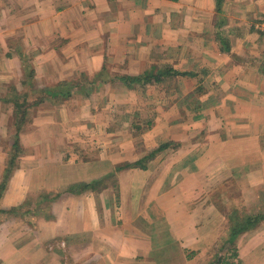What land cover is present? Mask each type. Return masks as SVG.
Returning a JSON list of instances; mask_svg holds the SVG:
<instances>
[{
	"label": "crops",
	"instance_id": "0c3cea01",
	"mask_svg": "<svg viewBox=\"0 0 264 264\" xmlns=\"http://www.w3.org/2000/svg\"><path fill=\"white\" fill-rule=\"evenodd\" d=\"M218 7L0 0V264H264V0ZM108 102L149 141L95 125Z\"/></svg>",
	"mask_w": 264,
	"mask_h": 264
},
{
	"label": "rangeland",
	"instance_id": "374dc122",
	"mask_svg": "<svg viewBox=\"0 0 264 264\" xmlns=\"http://www.w3.org/2000/svg\"><path fill=\"white\" fill-rule=\"evenodd\" d=\"M210 79H212V78H209V80ZM196 87L197 88H195L194 92H191L189 94V97H188L187 105H188L190 111L196 110V108L198 107V103L196 102V94H200L202 92V90H203L204 94H210L211 91L213 90L212 89L213 87L207 86L206 84L202 85V86L198 85ZM161 88L165 89V87H161ZM157 89H159V88H157ZM157 89L155 91H157ZM147 92L150 95L151 91L149 88H148ZM213 93H215V91ZM107 106H108V108H107L106 112L110 113L111 116L110 117H107V116L94 117L93 122L95 125L98 124V126L107 127L109 130L108 136L110 138L111 137H114V138L119 137L123 141L125 140V141L131 142V143L134 141L135 144H139L140 142L144 143V142L149 141L148 130L150 129V127L153 124L152 123L153 118L149 116L150 114L149 115L146 114V116H143V118H141L139 116L138 117H135V116L128 117L127 120L125 121L121 117L122 110L124 108L120 109L119 106L116 107L115 103H110V102H108L107 105L105 103V107H103V108H106ZM133 108H134V105L133 104L131 105V103H130V109H133ZM148 108L152 109L151 105L149 107V104L147 103L141 113L148 112L149 111ZM190 120L194 121V119H191V118H190ZM144 132H145V134H144ZM103 135H105V134L103 133ZM100 141H105V136H101L100 134H94V143H97ZM108 141L112 142V139L108 138ZM131 148H132V146L129 147L128 152L132 151ZM91 153H93L94 157H96L100 153V151L98 149H94L91 151ZM87 154H89V153H87ZM86 157L90 158L89 156H86ZM81 158H84V157L82 156ZM126 166H128V167H126ZM129 167H130V164H127V165H121L118 168H119V170H121L123 168H129ZM119 170H116V171L119 172ZM216 250H217V248H216ZM214 254H215V251H213V255Z\"/></svg>",
	"mask_w": 264,
	"mask_h": 264
},
{
	"label": "trees",
	"instance_id": "16d2710c",
	"mask_svg": "<svg viewBox=\"0 0 264 264\" xmlns=\"http://www.w3.org/2000/svg\"><path fill=\"white\" fill-rule=\"evenodd\" d=\"M221 4V0H218V8H220V4ZM221 25H222V23H221ZM220 40H221V43H222V45L224 46V49H226L227 50V43L225 42V40H224V38L222 37V38H220ZM30 74V73H29ZM170 74V71H161V72H158L156 75H153L152 74V72H147V73H145L143 76H141V77H137V78H129V79H123L125 82H128L129 84H133V83H140V82H142V83H145V82H156V83H159V82H161V80L165 77V76H168ZM32 76V75H31ZM55 91V90H54ZM71 92H70V88H68V90H65V91H63L62 90V93H57V95H59V94H62L63 96H70L69 94H70ZM55 94H52V96H54ZM170 146H169V144L168 145H161L159 148H158V150H156V151H154L153 152V154L152 155H150V156H147L146 158H144V159H142V160H145V159H149V158H153L156 154H158V153H160V152H163L164 150H166L167 148H169ZM14 163V162H13ZM12 166V168L15 166V164L14 165H11ZM10 166V167H11ZM131 166V165H130ZM9 167V168H10ZM126 167H128V166H126ZM12 170V169H11ZM8 172H11V171H8L7 170V173ZM96 182L94 181L93 183H91V184H95ZM88 186V185H87ZM84 187H86V186H84ZM263 216L262 215H258V216H256V217H254V218H252L251 217V219H249L247 222H246V225L245 226H250L251 224H254L255 222H258V220L260 219V218H262ZM243 224H245V221L243 222ZM240 230H242V228H239ZM239 229H232V231H233V233H232V235H231V238H235V236L237 235V232H235V231H237V230H239ZM230 251H231V254H230V257H228L227 258V261H221V260H217V263H215V264H240V263H235L233 260H234V258L236 257V253H235V250L233 249V248H231L230 249Z\"/></svg>",
	"mask_w": 264,
	"mask_h": 264
}]
</instances>
